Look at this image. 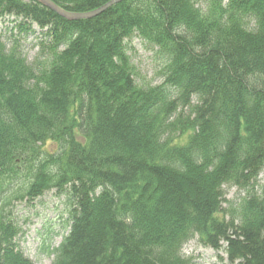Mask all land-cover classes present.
<instances>
[{
	"label": "trees",
	"instance_id": "obj_1",
	"mask_svg": "<svg viewBox=\"0 0 264 264\" xmlns=\"http://www.w3.org/2000/svg\"><path fill=\"white\" fill-rule=\"evenodd\" d=\"M135 41L159 84L138 82ZM50 194L52 264H199L192 242L264 264V0H125L78 21L0 0V264H34L20 208Z\"/></svg>",
	"mask_w": 264,
	"mask_h": 264
},
{
	"label": "rangeland",
	"instance_id": "obj_2",
	"mask_svg": "<svg viewBox=\"0 0 264 264\" xmlns=\"http://www.w3.org/2000/svg\"><path fill=\"white\" fill-rule=\"evenodd\" d=\"M35 42L34 36H30L26 42V52L30 58L34 56L35 50L32 47ZM133 46L135 50H132V58L138 72V82L159 84L160 79L156 75L157 63L152 53L147 51L139 41H135ZM239 195L240 192L236 187L226 188V200L228 202L236 200ZM226 206L225 203L224 207ZM20 210H22L21 214L25 219L29 218V215L33 216L30 217L29 224L24 226L25 235L20 241L21 249L34 264H52L53 256L49 254L50 248L43 251L44 239L50 236L46 242L55 247H58L62 241L61 235L54 236L58 232L61 234V227L65 220L64 207L61 205V201L50 194L46 196L43 203L37 202L29 206L24 205ZM35 213L40 216H34ZM184 254L187 257L195 258L199 264H227V255L224 252L205 248L198 242L187 245Z\"/></svg>",
	"mask_w": 264,
	"mask_h": 264
},
{
	"label": "water",
	"instance_id": "obj_3",
	"mask_svg": "<svg viewBox=\"0 0 264 264\" xmlns=\"http://www.w3.org/2000/svg\"><path fill=\"white\" fill-rule=\"evenodd\" d=\"M32 1L42 4L43 6L54 11L55 13H57L59 16L63 17L66 20L78 21V20L91 19L93 17H96L99 14L103 13L108 8L112 7L113 5L120 3L122 1H125V0H112L106 5H104L103 7L93 12H88V13H72V12L66 11L65 9L59 7L57 4H55L51 0H32Z\"/></svg>",
	"mask_w": 264,
	"mask_h": 264
}]
</instances>
